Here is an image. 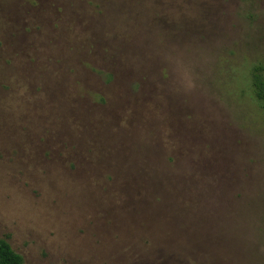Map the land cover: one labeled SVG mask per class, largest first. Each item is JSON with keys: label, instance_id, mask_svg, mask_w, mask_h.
<instances>
[{"label": "rangeland", "instance_id": "rangeland-1", "mask_svg": "<svg viewBox=\"0 0 264 264\" xmlns=\"http://www.w3.org/2000/svg\"><path fill=\"white\" fill-rule=\"evenodd\" d=\"M264 0H0V239L24 264H264Z\"/></svg>", "mask_w": 264, "mask_h": 264}, {"label": "trees", "instance_id": "trees-1", "mask_svg": "<svg viewBox=\"0 0 264 264\" xmlns=\"http://www.w3.org/2000/svg\"><path fill=\"white\" fill-rule=\"evenodd\" d=\"M251 86L254 97L264 111V66L258 65L252 69ZM0 264H24L23 257L6 239H0Z\"/></svg>", "mask_w": 264, "mask_h": 264}]
</instances>
